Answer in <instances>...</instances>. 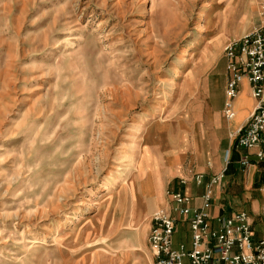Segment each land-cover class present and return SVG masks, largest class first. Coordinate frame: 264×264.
<instances>
[{
  "label": "rangeland",
  "instance_id": "obj_1",
  "mask_svg": "<svg viewBox=\"0 0 264 264\" xmlns=\"http://www.w3.org/2000/svg\"><path fill=\"white\" fill-rule=\"evenodd\" d=\"M262 4L0 0V264H153L177 176L232 158L222 50Z\"/></svg>",
  "mask_w": 264,
  "mask_h": 264
},
{
  "label": "built area",
  "instance_id": "obj_2",
  "mask_svg": "<svg viewBox=\"0 0 264 264\" xmlns=\"http://www.w3.org/2000/svg\"><path fill=\"white\" fill-rule=\"evenodd\" d=\"M259 15L257 25L227 42L222 50L227 72L222 106L224 119L229 121L235 116L233 102L242 80L247 81L249 93L255 100L246 121L232 132L236 146L245 150L239 158L243 168L252 163L251 154L257 160H264V4ZM224 177L225 167L209 177L198 206L191 204V196L186 193L167 192V206L156 208L149 218L147 244L153 264H183L184 258L189 264H264V234L257 237L248 212L210 214L216 190L224 187ZM195 180L202 183V175L196 174ZM260 212L264 219V199ZM180 220L189 228V247L183 242L173 243Z\"/></svg>",
  "mask_w": 264,
  "mask_h": 264
},
{
  "label": "crops",
  "instance_id": "obj_3",
  "mask_svg": "<svg viewBox=\"0 0 264 264\" xmlns=\"http://www.w3.org/2000/svg\"><path fill=\"white\" fill-rule=\"evenodd\" d=\"M223 59L225 74L223 100L217 110V117L218 124L221 125L222 123L227 132L232 133L233 130L246 121L249 114L253 110L255 100L249 93L247 81L245 79L242 80L239 86L238 94L233 102L235 116L229 121L224 119L222 114V106L224 101V88L227 79V72L225 70L224 56ZM231 142L234 152L232 158L228 161L226 164L227 166L225 167L224 187L221 190H216L215 200L211 205L210 214L213 216L218 214L228 215L237 210H244L251 216L255 234L258 237L264 234V219L260 212L261 204L264 199V160H257L255 156L251 154L250 158L252 163L249 166L243 168L239 163V158L243 153H245V150L236 146L235 139L231 138ZM221 165L220 157H216L214 159V169L220 171L222 169H219ZM218 171L205 173L202 170L194 171L192 176L178 175L176 185L172 184V187L166 191L167 204L169 202V196L167 192L180 191L190 195L191 204L198 206L201 203V194L204 190V184L202 183H205L212 174L217 173ZM196 174L202 175L203 182L201 184L192 181V178L195 179L194 175ZM181 179H185L186 182L181 183ZM180 224L187 227L189 231L187 223L183 220H180L177 223L175 233L177 232V229H179Z\"/></svg>",
  "mask_w": 264,
  "mask_h": 264
},
{
  "label": "bare ground",
  "instance_id": "obj_4",
  "mask_svg": "<svg viewBox=\"0 0 264 264\" xmlns=\"http://www.w3.org/2000/svg\"><path fill=\"white\" fill-rule=\"evenodd\" d=\"M102 189V188H101ZM106 189V188H105Z\"/></svg>",
  "mask_w": 264,
  "mask_h": 264
}]
</instances>
